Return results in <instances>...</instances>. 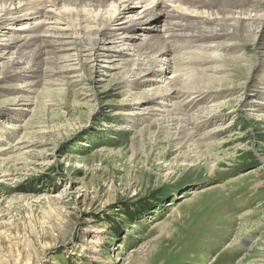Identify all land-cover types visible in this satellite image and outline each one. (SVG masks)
<instances>
[{
	"label": "rangeland",
	"instance_id": "374dc122",
	"mask_svg": "<svg viewBox=\"0 0 264 264\" xmlns=\"http://www.w3.org/2000/svg\"><path fill=\"white\" fill-rule=\"evenodd\" d=\"M236 1L222 4L264 15ZM201 25L155 65L167 96L147 99L152 86L104 70L150 31L112 30L93 67L91 42L64 61L54 45L55 65L7 70L0 52V264H264V31Z\"/></svg>",
	"mask_w": 264,
	"mask_h": 264
},
{
	"label": "bare ground",
	"instance_id": "6f19581e",
	"mask_svg": "<svg viewBox=\"0 0 264 264\" xmlns=\"http://www.w3.org/2000/svg\"><path fill=\"white\" fill-rule=\"evenodd\" d=\"M225 1L227 0H0V52L9 53L13 51V57L8 60L7 70L12 67L13 69L18 68L22 63H26L27 66L28 64H35L40 62L42 58L45 60V57H50L55 65L57 59L54 55L56 53L51 51L54 49V45H57L60 49L59 52L62 54L61 58L63 60L69 51H78L76 49L77 42H91L92 50L89 51L88 57L93 67V62L96 60L98 62V56L101 54L98 49L99 43L104 38L106 41L110 40L114 35L112 30L119 32L121 37L130 34V37L133 38L145 31L148 34L150 31L147 38L142 36L140 40H132L130 43V51L136 58L135 60L124 62L123 66L109 65L110 61H106L107 66L105 68H108V70L104 71L109 73L112 71L110 69H113L120 72L123 80L132 74L133 80L129 81L132 82L130 87L152 86V89L149 88L146 92H144L145 90L141 91L139 99H147L148 96L151 98L150 95L165 96L169 93L168 87L163 90V86L157 84L154 80L156 75L162 76L159 67L157 66L159 70H156L155 65L160 62V66H164L168 62L169 54H173L175 48H177L173 45V41L176 42L179 37L187 40L188 38L182 36H190L193 40L194 35L189 34V32L197 34L198 26L201 24L210 26L212 23L217 27V32L203 31L212 38L224 37L221 35L224 32L255 43L257 39L262 37L264 15H261L259 11L263 10L252 12L253 15L246 14L242 13L244 11L243 5L236 6V3L233 2L235 6H229L228 4L227 7L222 4ZM238 1L241 0L236 2ZM139 7H141V11L136 13L135 9ZM234 9H237L238 12L233 11ZM159 22H161V25H159ZM249 26L254 27L250 29ZM178 29L180 31L179 35ZM154 32L157 39H152L151 34ZM205 38L207 37L205 36ZM125 41H129V39H125ZM110 47L111 50L116 48L114 45H110ZM120 47H126L123 39ZM47 48L50 50L47 51ZM28 50L32 52H28ZM9 63H11V66ZM62 63L65 66V63ZM168 66L170 65L168 64ZM135 69L143 77L138 75L134 71ZM198 73L201 74V72ZM174 76L176 77V75ZM172 80L175 82L174 77ZM126 83L128 82L126 81ZM174 87L176 88V85ZM162 104L163 102H156L159 107ZM171 105H169L170 108L177 111V108L173 106L175 104ZM259 106L264 107V105ZM170 108L166 111V114H173L172 117H175V114L178 113L173 110L170 111ZM163 116L165 117V115ZM179 120L184 122L183 119Z\"/></svg>",
	"mask_w": 264,
	"mask_h": 264
}]
</instances>
